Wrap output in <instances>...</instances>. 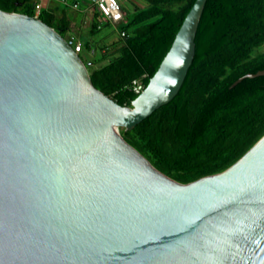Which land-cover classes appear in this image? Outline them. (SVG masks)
Here are the masks:
<instances>
[{
    "label": "water",
    "instance_id": "water-1",
    "mask_svg": "<svg viewBox=\"0 0 264 264\" xmlns=\"http://www.w3.org/2000/svg\"><path fill=\"white\" fill-rule=\"evenodd\" d=\"M205 2L130 106L52 27L0 9V264H264V134L182 184L118 132L177 94Z\"/></svg>",
    "mask_w": 264,
    "mask_h": 264
},
{
    "label": "trees",
    "instance_id": "trees-1",
    "mask_svg": "<svg viewBox=\"0 0 264 264\" xmlns=\"http://www.w3.org/2000/svg\"><path fill=\"white\" fill-rule=\"evenodd\" d=\"M69 1L78 4L61 3ZM194 1L144 0L123 10L117 41L102 46L100 58L86 65L93 86L130 106L138 95L132 81L147 85ZM34 8L28 0H0L7 12L32 17ZM97 15L90 20L92 34L99 30ZM38 18L62 37L68 35L65 39L81 29L71 28L64 8H42ZM194 43L177 94L132 129H118L157 170L182 184L225 170L264 134V74L244 77L264 72V52L256 53L264 46V0H206ZM84 48H93L92 56L97 52L88 42ZM103 59L107 62L99 64Z\"/></svg>",
    "mask_w": 264,
    "mask_h": 264
},
{
    "label": "rangeland",
    "instance_id": "rangeland-1",
    "mask_svg": "<svg viewBox=\"0 0 264 264\" xmlns=\"http://www.w3.org/2000/svg\"><path fill=\"white\" fill-rule=\"evenodd\" d=\"M47 0H41L39 1V3L41 4L42 7L45 8L46 2ZM51 3L58 5L60 8H64L66 10V14L69 16V18L71 19V28L74 29V27H78L81 28L79 30V33H75L74 31L73 33L77 35V39L79 40V42L84 46V44H86V42H88L90 44V46L92 47H96V54H94L93 56L90 54L89 49L84 48L82 49V51L78 54L79 58L81 59V61L87 65L89 63V61H92L94 58H100V51L99 49L102 46H111L114 42L117 41L118 39V34H119V28L120 26L116 23H109L106 22V20L101 17H99V24H100V28L99 30H97L95 33H90L89 32V26L87 25H83L81 24V17H80V12H78V9L80 8V6H82L81 1L77 0V7L73 8L71 3H67L66 4H60L57 3L53 0H49ZM36 2V0H28L29 4H32ZM117 2L119 3L120 7L122 6L121 10L124 12L125 11H131V4L133 3H144V0H117ZM59 8V9H60ZM173 9V13H177V9ZM77 14V16H76ZM68 35H65L64 38H67ZM260 52H264V46L259 48L256 53H260ZM107 62V59H103L99 62V64H105Z\"/></svg>",
    "mask_w": 264,
    "mask_h": 264
},
{
    "label": "built area",
    "instance_id": "built-area-1",
    "mask_svg": "<svg viewBox=\"0 0 264 264\" xmlns=\"http://www.w3.org/2000/svg\"><path fill=\"white\" fill-rule=\"evenodd\" d=\"M41 0H36L35 2V17H38L40 10L43 8L39 3ZM64 2L65 0H58ZM85 2L92 8L95 9V12L103 17L108 23H116L123 21L124 12L121 10V7L117 0H85ZM78 4H72L73 8H76ZM100 28V24L97 26ZM121 36L125 35V32L120 33ZM70 46L73 48L76 54H79L82 51V44L77 39V36L71 35L69 39H66ZM94 52L93 48L90 49V54ZM131 89L134 93L139 94L143 89V83L141 79H135L132 81Z\"/></svg>",
    "mask_w": 264,
    "mask_h": 264
},
{
    "label": "crops",
    "instance_id": "crops-1",
    "mask_svg": "<svg viewBox=\"0 0 264 264\" xmlns=\"http://www.w3.org/2000/svg\"><path fill=\"white\" fill-rule=\"evenodd\" d=\"M53 1H55L57 3H60V4H63V5L65 4V3L58 2L56 0H53ZM46 2L47 3L45 5V7H49V8H53V9L54 8L55 9H59L60 8L58 5L51 3L49 0H47ZM81 3H82L81 4L82 6H80V8L78 9V12H80L79 14H80V17H81V21L80 22H81L82 26L83 25L90 26V20L92 19V17H93L95 12L92 10V7H90L86 2L82 1ZM76 16H77V14H76ZM97 17H98V15H97ZM98 19H99V17H98ZM75 36H77V35H75Z\"/></svg>",
    "mask_w": 264,
    "mask_h": 264
}]
</instances>
